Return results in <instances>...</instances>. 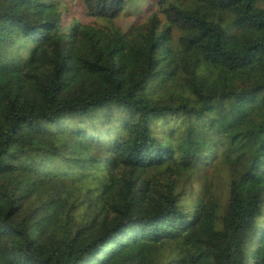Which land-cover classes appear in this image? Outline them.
Segmentation results:
<instances>
[{
	"label": "trees",
	"instance_id": "16d2710c",
	"mask_svg": "<svg viewBox=\"0 0 264 264\" xmlns=\"http://www.w3.org/2000/svg\"><path fill=\"white\" fill-rule=\"evenodd\" d=\"M141 4L0 0V264H264V0Z\"/></svg>",
	"mask_w": 264,
	"mask_h": 264
},
{
	"label": "rangeland",
	"instance_id": "374dc122",
	"mask_svg": "<svg viewBox=\"0 0 264 264\" xmlns=\"http://www.w3.org/2000/svg\"><path fill=\"white\" fill-rule=\"evenodd\" d=\"M147 1H153V4L155 5L149 13H147V11H148V8L150 5L144 6L147 3ZM147 1L141 0L142 4L139 5L138 10L135 12L136 15L138 12H141V15H143V18H144L143 20H145L146 17L148 15H150L151 13L159 11V9L156 5L158 0H147ZM172 1H175V0H172ZM136 15L130 13L126 17L119 18L118 20H116V23L120 26L123 33H125V34L128 33L132 29V27L135 25V23L139 22V19ZM169 126L172 127L171 124ZM156 128L159 132H161L159 123L156 124ZM210 177L214 178L215 180H218V181L223 179L224 178L223 170H220L219 173H217V174H210Z\"/></svg>",
	"mask_w": 264,
	"mask_h": 264
}]
</instances>
